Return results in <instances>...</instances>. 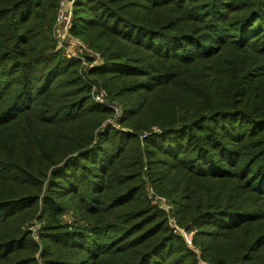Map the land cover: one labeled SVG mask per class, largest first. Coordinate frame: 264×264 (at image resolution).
Here are the masks:
<instances>
[{
  "label": "trees",
  "instance_id": "trees-1",
  "mask_svg": "<svg viewBox=\"0 0 264 264\" xmlns=\"http://www.w3.org/2000/svg\"><path fill=\"white\" fill-rule=\"evenodd\" d=\"M59 2L0 0V264H264V0H78L95 66Z\"/></svg>",
  "mask_w": 264,
  "mask_h": 264
},
{
  "label": "built area",
  "instance_id": "built-area-1",
  "mask_svg": "<svg viewBox=\"0 0 264 264\" xmlns=\"http://www.w3.org/2000/svg\"><path fill=\"white\" fill-rule=\"evenodd\" d=\"M77 1L78 0H60L59 6H58L57 18H56V22H55L54 29H53V34L55 35V29H56V27H58V25L60 23H64L65 24V31L72 38H74V40L76 42H78V46L80 45L79 46L80 47V54L83 53V52H87V53H89L90 56L96 57V61L93 64H91V66H95V65L101 63L100 56L97 55V54H94L93 52H91L89 50H87L86 47L83 45V42H81L79 39L73 37L70 34V28H71V25H72V21H70V19L71 20L73 19L74 7H75V4H76ZM78 55L79 54H77L76 56H70V57H78ZM95 100L99 104H104V105H107L109 107H112L117 112V114L120 113V106H118V104H116V103H109L105 99V95L103 93H96ZM156 200L158 202H160V204H161V206H162V208L164 210H166V211H170L171 210V206L166 202L165 199L156 197ZM172 220H171L172 227L175 228L177 231H180L183 234V236H184L185 241L187 242V244L190 247H192L193 244H192V241H191L190 236L185 231H183L180 228H178L174 220L173 221H174L175 224L172 223ZM37 229H38V225H36L34 227V229H33L34 236H35V239L36 240H38ZM201 264H205V263H201Z\"/></svg>",
  "mask_w": 264,
  "mask_h": 264
},
{
  "label": "rangeland",
  "instance_id": "rangeland-1",
  "mask_svg": "<svg viewBox=\"0 0 264 264\" xmlns=\"http://www.w3.org/2000/svg\"><path fill=\"white\" fill-rule=\"evenodd\" d=\"M70 21L72 20L70 19ZM52 35H53L54 40H56V44L58 46L57 48L61 49L64 52L63 54L68 55V56H76L77 54H80V47H79L80 45L78 46V42H76L74 38H72L65 31L64 23H60L58 27H56L55 29V35L54 34ZM83 45L86 47L87 50H89L85 44ZM173 220H172V223H174Z\"/></svg>",
  "mask_w": 264,
  "mask_h": 264
}]
</instances>
